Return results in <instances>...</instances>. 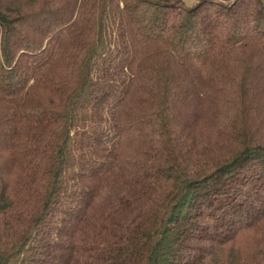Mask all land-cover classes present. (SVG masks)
<instances>
[{
    "label": "trees",
    "instance_id": "16d2710c",
    "mask_svg": "<svg viewBox=\"0 0 264 264\" xmlns=\"http://www.w3.org/2000/svg\"><path fill=\"white\" fill-rule=\"evenodd\" d=\"M262 243L264 0H0V264Z\"/></svg>",
    "mask_w": 264,
    "mask_h": 264
},
{
    "label": "rangeland",
    "instance_id": "374dc122",
    "mask_svg": "<svg viewBox=\"0 0 264 264\" xmlns=\"http://www.w3.org/2000/svg\"><path fill=\"white\" fill-rule=\"evenodd\" d=\"M253 242H254V240L252 238V239L248 240L245 245L250 247V248H252L253 244H258L259 243V241H257L256 243H253ZM260 248H261L262 251H264V244L263 243H262V246Z\"/></svg>",
    "mask_w": 264,
    "mask_h": 264
}]
</instances>
